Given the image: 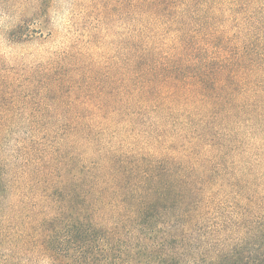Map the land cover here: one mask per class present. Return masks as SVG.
<instances>
[{
    "label": "trees",
    "instance_id": "trees-1",
    "mask_svg": "<svg viewBox=\"0 0 264 264\" xmlns=\"http://www.w3.org/2000/svg\"><path fill=\"white\" fill-rule=\"evenodd\" d=\"M219 4L132 0L141 23L135 73L115 113L127 126H146V147L124 148L101 123L56 125L53 134L45 132L43 145L30 132L33 143L18 154L24 176L15 182L32 173L46 176L55 190L54 212L24 210L30 223L26 229L1 227L5 222L0 218V247L9 239L13 259L22 261L24 249L35 256L36 249L52 264H264V168L253 172L242 160V142L230 129L253 117L262 120L264 129V91L246 84L245 36L215 27ZM244 113L248 116L242 121ZM2 127L6 125L0 123V134ZM74 137L89 143L101 158L93 157L89 164L76 161L69 142ZM220 179L231 189L228 197L236 210L230 212L250 221L239 227L246 229L242 234L224 243L217 237L193 252L145 244L141 237L162 211L157 209L161 204L185 203L206 191L219 197L213 187ZM6 189L0 174V192ZM0 263L9 264L8 258Z\"/></svg>",
    "mask_w": 264,
    "mask_h": 264
},
{
    "label": "rangeland",
    "instance_id": "rangeland-1",
    "mask_svg": "<svg viewBox=\"0 0 264 264\" xmlns=\"http://www.w3.org/2000/svg\"><path fill=\"white\" fill-rule=\"evenodd\" d=\"M219 1L215 27L245 36L246 84L254 91H264V0ZM136 18L132 0H0V123L6 125L0 134V174L9 186L0 192V218L5 222L1 227L29 228L24 210L54 212L55 190L46 176L32 173L15 182L23 175L18 154L33 143L30 132L43 145L45 132H55L56 125L101 123L124 148H133L132 144L146 147L142 129L146 126H127L125 118L115 113L124 104L123 89L133 86L141 24ZM151 31L148 28L146 34ZM157 37L156 33L152 36ZM246 97L254 99L253 95ZM247 116L244 113L240 120ZM260 121L253 117L249 123L230 126L242 142V160L249 162L253 172L264 168ZM69 142L76 161L80 158L89 164L91 158H101L85 140L74 137ZM220 180L213 187L219 197L206 191L185 203L161 204L157 209L162 211L148 224L146 237H141L145 244L154 248L163 244V251L193 252L217 237L224 243L242 234L246 229L239 227H248L250 221L230 212L236 210L228 197L231 189ZM6 241L0 247V262L8 258L9 264H52L36 249L35 256L24 249L22 261L13 259V246Z\"/></svg>",
    "mask_w": 264,
    "mask_h": 264
}]
</instances>
